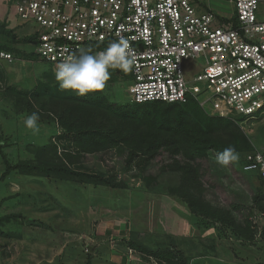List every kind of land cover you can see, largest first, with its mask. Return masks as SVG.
<instances>
[{
	"label": "rangeland",
	"instance_id": "374dc122",
	"mask_svg": "<svg viewBox=\"0 0 264 264\" xmlns=\"http://www.w3.org/2000/svg\"><path fill=\"white\" fill-rule=\"evenodd\" d=\"M201 1L214 9L220 8L221 11L228 10L231 12L233 10V5L229 0ZM13 3V0H0V22L6 17L11 22V26L15 27L19 23V18ZM259 17L264 19V4L261 6ZM15 29L19 35L31 31L24 25ZM22 47L28 51L32 50L29 45H22ZM0 65L4 71L2 77H5L2 79L0 76V175L6 167L3 155H6L11 162L33 159L35 161L37 157L40 166H44L46 161L49 164L57 163L58 165L64 163L88 174L102 175L114 186L122 185L127 188V190H120L119 187H101L102 185L97 184L84 186L74 183L55 185L58 181L53 180L58 178H50L56 190L51 191L48 195H57L56 197L59 195L61 198H63L61 195H67L73 201L91 199L79 213H68L66 218L58 204H54V199L50 206H47L49 205L47 202L44 206L39 207L42 211L44 209V211H48L45 214L29 211L28 206L22 207V212L31 218L35 214L43 220L46 218V221H57V223L51 221L52 225H59L58 227L61 228L56 230L51 228V232L45 230L50 232L46 235L39 227L35 229V232H32L33 227L28 225V221L32 222L34 219L28 220V217H23L22 213H19V209L16 210L20 205L18 204L20 193L9 200L6 198L7 201L3 200L0 203V220L4 215L12 213L14 209L16 211L12 215H16V217L20 215V217L15 218L12 224L5 223L0 227V261H4L13 255L11 264H32L28 263L27 259L33 260V258L36 264H41L43 259L52 260V256L59 255L61 264H86L88 261L90 263L91 260L96 263L98 257L103 255L102 249H114L119 253L120 251L117 249H120L121 254L122 251L128 250L125 247V242L121 240L123 234H127L126 237H133L135 242L141 246L145 245L144 248L147 247L152 251L171 249L167 247L171 244L167 241V237L161 232H156L155 229L160 224L166 225L167 219L168 222L174 224L176 215L184 219V224L191 223L193 219L188 207L179 205L178 195L170 192L172 188L181 187L186 188L191 193L198 189L193 185H185L186 182L182 181L183 171L173 169L177 163L185 164V157L182 155L170 156L165 149L158 150L150 157V154L143 151L136 141L122 140V131L126 129V126L120 124L113 116L111 117L106 113L102 115L104 112L101 113V109L93 106L84 111L80 105L78 107L77 102L79 103V101L76 94L72 95L71 93L72 100H66L62 98V95L60 96V92L54 91L51 97L44 96L38 100L31 99L28 107H26L25 102L21 103V100L17 99L16 96H7L5 87L18 86L31 92L38 83L47 85L46 82H49L47 86L52 85V88H56L57 81L53 71L55 68L40 60L15 57L12 61H1ZM112 77L110 76L105 89L96 92L102 93L107 102L111 104L131 103L128 90L129 82H131L129 73L122 72L119 74V79L115 81L112 80ZM66 91L74 92L73 90ZM171 104L173 103L157 102L146 113H143L144 115L140 116L142 120H138L134 127L141 125L146 129L156 128L163 125V119L166 118L169 129L173 132V128L179 124L181 119L183 121L199 120L196 118L195 110L183 104ZM200 109L207 116V121L210 119L216 122L214 131L210 133L212 137L221 140L228 147L235 148L237 146V150H239L248 144L251 147L264 146V115L247 119L234 113L222 116ZM33 112H38L40 115L39 131L35 133L27 128L24 123L27 116ZM66 115L69 118L72 116L71 121H74L76 127L85 126L89 129L95 128L99 123H104L106 126L111 124L109 126L114 127L116 132L115 142L93 152L82 151L74 138L58 137L63 132L61 119ZM50 141L57 146L56 153L46 151L44 154L41 152L35 154V149L39 145ZM200 162L203 172L202 183L207 189L201 199L204 204L213 207L211 210L215 208L214 211H216L218 207H224L226 212H222L220 215L222 217L223 213H230L228 217L223 216L227 217L228 222L225 223L224 227L221 225L222 223L213 221V219L200 218L201 221L204 219L208 221H203L202 226L195 223L197 228L194 237L176 239L175 244L179 249L186 252L192 261L190 264H201L199 262L193 263V261H199L202 257L206 258L202 264H264V253H258V250H255V248L264 249V217H261L264 215V201L260 195L261 191L264 194V180L244 173L239 169V161L228 166H221L216 163L214 157L210 156L200 160ZM55 166L54 164L52 167ZM167 166L168 168H166ZM13 178L14 176L9 179ZM87 178L93 179L90 176ZM20 181L26 189L25 192L20 191L25 193L21 200L26 203L28 197L33 198L30 195L33 190L29 188L32 184H30V180H25V178H20ZM97 188L100 191L98 193L100 198L92 197L96 194L93 191H96ZM75 190L77 191L75 192ZM108 190L112 191L114 196L118 195L119 198L105 196L107 194L105 192ZM102 191L104 192L102 193ZM119 193L125 197H120ZM12 194L11 183L9 184L7 180L0 181V197ZM104 197L105 200H103ZM106 198H110L109 201L111 202L118 201L113 204L114 206L112 205L113 207L106 206L104 202ZM235 204H239L240 209L234 208L233 205ZM144 205H154L152 210L154 216L144 217V214H151V212H147L149 207L145 208ZM140 208L143 209L142 212L139 211ZM62 218L66 219L68 224L73 225L75 223L77 226H73L72 229H69L70 231L64 230L66 224L63 226L58 224L62 222ZM124 219L128 229L119 233L116 230L119 226L118 224L115 225V221ZM139 219H144L149 228L142 229ZM24 224L27 226L23 227ZM13 233L25 239L15 240L11 238ZM43 238L46 240H42ZM69 244H76L77 249H70ZM132 250L131 256L137 260L131 257V264H153L155 262L154 256H149L143 251ZM43 252L49 256L41 258ZM111 253L116 254L114 251ZM89 255H92L93 259L90 260L89 257L91 256ZM5 262L10 264L9 261Z\"/></svg>",
	"mask_w": 264,
	"mask_h": 264
},
{
	"label": "built area",
	"instance_id": "2783aa9c",
	"mask_svg": "<svg viewBox=\"0 0 264 264\" xmlns=\"http://www.w3.org/2000/svg\"><path fill=\"white\" fill-rule=\"evenodd\" d=\"M13 2L19 18L14 28L31 30L24 34L35 38L31 51L53 68L71 53L101 51L124 37L136 57L128 72L131 102L193 99L222 116L264 115V0H229L233 10L227 15L197 0ZM13 59L0 50V60ZM240 168L264 179V146L245 153Z\"/></svg>",
	"mask_w": 264,
	"mask_h": 264
},
{
	"label": "trees",
	"instance_id": "16d2710c",
	"mask_svg": "<svg viewBox=\"0 0 264 264\" xmlns=\"http://www.w3.org/2000/svg\"><path fill=\"white\" fill-rule=\"evenodd\" d=\"M34 39V36L31 35H19L16 32L15 28L9 27V23L7 20L0 22V50L12 53L15 58L39 61V57L34 53V51H28L26 49H23L22 47V45L26 46L29 43L34 42ZM3 72L4 71L0 65L1 77L3 76ZM121 73L122 71L118 69L111 70V77L113 76L112 80L115 81L119 79V74ZM4 78L5 77H2V79ZM46 84L48 85L49 82H46ZM47 85L38 83L34 90H32L31 92L23 90L18 86H7L5 87V91L7 96L14 95L17 97V99L21 100V103L25 102L24 104L26 105V107H28L31 99L38 100L42 99L44 96L51 97L54 91L60 92V96L62 95V98L66 100L71 99V93L72 95L76 94L75 92L61 90L59 88L58 82H56V88H52V85ZM76 96L79 101V103L77 102V105L78 107L80 105V108L83 111L86 109H90V107L93 106L97 109H101V113L104 112L102 113V115L105 113L111 115V117L113 116L115 119H117L120 124L125 125L126 129L122 131V140H132L133 142L136 141L140 145V147H142L143 151L148 152L150 154V157L161 149H165L170 154V156H184L186 159L185 164L180 165L179 163H177L176 165H174L173 169L183 171L182 181L184 183L186 182L185 185H193L194 187L196 186L198 189L195 188L197 191L195 190L193 191V193H191L186 188L181 187L172 188L170 189V192L181 197V199L187 204V206L197 215L203 218L211 220L213 219V221L222 223L223 226L225 225V223L228 222L227 217L230 215V213H223V216L226 215L227 217H221L220 215L222 214V212H226L224 207H218L216 211H214L215 208L211 210L213 207L204 204L201 199V197H203L204 191L207 189H205L204 183H202L203 172L200 160L210 156L216 159L217 155L223 152L225 148H228V146L222 143L221 140L212 137L210 133L214 131V126L216 122H214V120L211 121L210 119L209 121H207L208 118L200 109L201 107L199 106L197 101L190 99L186 103L171 104H183L184 106L195 110L197 113L196 118L199 119L195 120L196 122L193 120L183 121L181 119L179 124L173 128L174 131L171 132L169 129V125L167 124V120H165L166 118L163 119L164 124L161 126H159V124V127L156 128L146 129L139 124H137L139 125L138 127H134L136 122L138 123V120H142L140 116L144 115L143 113H146L149 109L153 107L154 104H157V102H127L126 104H111L107 102V99L102 95V93L96 91L95 93H88L84 96H79L78 94H76ZM71 117L72 116H70L69 118L66 115V117H63L61 119L63 132L58 135L59 138H64L65 136H68L69 138H74L78 142L79 148L85 152H93L95 150L105 148L106 145L115 142L116 132L114 127L109 126L111 124H108V126H106L104 123H99V125L95 128L88 129L85 126L81 128L80 126H74L75 123L74 121H71ZM253 148L254 147H251V145L248 144L243 149L241 148L242 150H237L238 147L235 146V149L240 154L239 169L243 170L240 167L244 154L251 151ZM46 151L56 153L57 146L53 144L52 141H50L49 143L39 145L38 148L35 149V154L37 152H41L42 154H44V152ZM3 159L6 167L0 175V180H4L11 172L16 171L25 175L58 178L61 180L79 181L81 183L97 184L119 188L126 187L122 185L114 186L109 183L108 180H106V178H104V176L102 175L88 174L87 172L74 169L71 165H67L64 163L58 165L57 163L49 164L48 161H46L44 162V166H40V164H38L39 162L37 157L35 161L33 159L11 162L6 157V155H3ZM54 164L57 167H52ZM166 168H168V166ZM246 174H249L262 181L264 180L260 178L256 173ZM87 176H90L93 179H88ZM260 195L264 201V194L262 191L260 192ZM239 206V204L233 205V207L236 209H240ZM131 244L136 246L133 242ZM137 248L140 250V252L143 251L149 256H154V258L160 264H189L188 256L182 250L180 251L176 249H163L151 251L140 246H137ZM86 264H90L89 261Z\"/></svg>",
	"mask_w": 264,
	"mask_h": 264
},
{
	"label": "crops",
	"instance_id": "0c3cea01",
	"mask_svg": "<svg viewBox=\"0 0 264 264\" xmlns=\"http://www.w3.org/2000/svg\"><path fill=\"white\" fill-rule=\"evenodd\" d=\"M199 3H201L202 5H203V7L204 8H208V9H211V10H213V11H215V12H217V13H220V14H224V15H227V14H230L231 12L229 11L228 12V10H225V11H221L220 10V8H217V9H214L213 7H211V6H209V5H206L204 2H202L201 0H197ZM4 20H7L8 21V23H9V27L10 28H14V26H11V22L8 20V18L6 19V17L2 20V21H4ZM1 21V22H2ZM16 30V29H15ZM1 61H3V60H0V64H1ZM13 172H15V173H13ZM13 172H11L5 179H4V181H8V183L10 184L11 183V186H12V191H13V194L12 195H10V196H3V197H0V203L1 202H3V200L4 201H7V200H9L11 197H14V196H16V195H18L19 193H20V195L18 196V198H20L19 199V201H18V204H20L19 205V207L18 208H16V210H20L19 211V213H22V216L23 217H28V220H30V219H34L32 222H29L28 221V225H31L32 227H33V229H32V232H35V229H38V227L40 228V230H43L44 231V235H46V233H50L51 232V228L52 229H59V228H61V227H58V226H56V225H52V223H51V221L52 220H47L46 221V218H44V220L39 216V215H33V218H31V217H29V216H27V215H25L23 212H22V207H27L28 206V208H29V211L30 210H32L33 212H36V213H41V214H45L46 212H48V211H42V210H40L41 208H39L40 206H44V204H46L47 202H49V205H47V206H50V204L52 203L51 201L54 199V201H55V203L54 204H58V206H59V209L62 211V213L63 214H65L64 215V217L66 218V215L68 214V213H79V211L82 209V208H84L85 206H87L88 205V203H89V199H91V198H88V199H85V200H82V201H80V200H77V201H73V200H71V199H69V196H65V195H61L63 198H61V197H59V195H58V197H56L57 195H48L51 191L53 192L54 190H56V188H55V186H53V181H58V182H56V184L55 185H61L62 183H63V185L64 184H66V183H74V184H78V185H91V184H87V183H80V182H73V181H70V180H61V179H55V180H53V181H50V178H48V177H43V176H36V175H25V174H21V173H19V172H16V171H13ZM18 173V174H17ZM2 174V173H1ZM17 175H19V176H17ZM14 176V178L13 179H9V178H11V177H13ZM17 176V177H16ZM20 178H25V180H30L31 181V183L30 184H32V186L31 187H29L30 189H32L33 191L31 192V194L30 195H32L33 196V198L31 199V198H29L28 197V201H26V203H23L22 202V200H21V198H22V196H24V194L23 193H21V192H25V187L24 186H22V182L20 181ZM0 181H2V180H0ZM30 184H28V185H30ZM93 186V185H92ZM74 187H76L75 185H74ZM97 187H99V186H97ZM101 187H108V186H104V185H102ZM77 188V187H76ZM76 188H74V189H76ZM100 188V187H99ZM104 189V188H103ZM103 189H100V190H103ZM124 189H126L127 190V188H120V190H124ZM21 191V192H20ZM77 190H75V192H76ZM94 193H96V194H94V196H92V197H94L95 198V196L97 197V198H100V196L98 195V193L100 192V191H98V188L96 189V191H93ZM104 191H102V193H103ZM105 193H107L105 196H111L110 198H114V197H117V199L119 198V196L117 195V196H114V194H113V192L112 191H106ZM119 195H120V197H122V196H124L122 193H119ZM53 197V198H52ZM76 197H78V196H76ZM125 197V196H124ZM178 198H177V200L179 201L178 203H179V205H182L183 207H185V206H187V204L181 199V197H179V196H177ZM6 198H7V200H6ZM102 198V197H101ZM110 198H106V201H104L105 202V204H106V206H108V205H110V206H112L113 204H115V203H117V201H115V202H111V201H109L110 200ZM103 200H105V197H104V199ZM110 203V204H109ZM114 206V205H113ZM112 206V207H113ZM25 207V208H26ZM122 207H124V206H122ZM144 207L145 208H147V207H149L148 208V210L149 211H147V212H151V214H149V215H146V214H144V217L145 216H147V217H151V216H154V215H152L153 213H152V210L154 209V205H151V206H145L144 205ZM143 207V208H144ZM188 207V206H187ZM47 208V207H46ZM188 209H189V211H190V213L192 214V216H193V219L191 220V223H189V221H188V223L189 224H184L183 223V221H184V219L183 218H179V215H176L175 214V211H173L174 212V215H176V217H175V219H176V221L174 222V224H173V222L172 223H170V222H168L167 220H166V225L163 223V224H160L156 229H155V231L156 232H161L162 234H164L167 238V241H169L171 244H169V246H167L168 248H171V249H177V250H180L181 251V249H179L178 247H177V244H175V240L176 239H182L183 237H189V238H192V237H194V233H195V231H196V224L195 223H197L198 225H200V226H202L201 224L203 223V221H207V220H199L200 218H202L203 219V217H201V216H199V215H197L195 212H193L189 207H188ZM15 209L13 210V212L11 213H9V215H4L3 217H1V219L2 220H0V227H2V225L3 224H12L13 223V220L15 219V218H17V217H20V215H18L17 217H16V215H12V214H15V212L14 211H16ZM139 211L140 212H142L143 211V209L141 210V208L139 209ZM144 212H146V211H144ZM130 216V215H129ZM124 217H126L125 215H124ZM195 217V218H194ZM3 221V222H2ZM61 221L62 222H60V223H58V224H60V225H62L63 226V224H66V225H64V226H66V229H64V230H66V231H70L69 229H72L73 228V226H77L75 223V225L73 224H71V223H69L68 224V221L66 220V219H64V218H62L61 219ZM67 221V222H66ZM105 221V220H104ZM53 222V221H52ZM116 222V224L115 225H117L118 224V226H119V228H117L116 230L120 233L121 231H126L127 229H128V225H126V223H125V219L124 220H121V221H115ZM117 222H119V223H117ZM139 222H140V225L142 226L141 228L143 229V228H145V229H148L149 227V225H146V223H145V220L144 219H139ZM185 222V221H184ZM199 222V223H198ZM53 223H57V221H54ZM109 224L111 223V222H108ZM221 224V223H220ZM123 225H125V226H123ZM222 225V224H221ZM27 225L26 224H24L23 225V227H26ZM71 226V227H70ZM223 226V225H222ZM125 227V228H124ZM63 228V227H62ZM65 228V227H64ZM75 228V227H74ZM2 230V229H1ZM45 230H50V232H48V231H45ZM139 230V229H138ZM204 231V230H203ZM142 233V232H141ZM22 234V233H21ZM143 235H144V233H142ZM124 236H122L121 237V240L123 241V242H125L124 244H125V247H127L126 249H128V250H124V251H122V254H121V250L119 249H117V251H120V253L119 252H116L114 249H110V250H105V249H102V252H103V257L102 256H100V257H98V260H97V264H131L132 263V258L133 259H135V257L133 256H131V253H130V249L132 250V249H134V250H139L138 248H137V246H140V247H145V245H143V246H141L139 243H137V242H135V240L133 239V237H130L129 236V234H128V236L129 237H126L127 236V234H123ZM126 235V236H125ZM23 236H24V234H23ZM11 238H13V239H15V240H24L25 238L24 237H22V236H18V235H16L15 233H13L12 235H11ZM22 238H24V239H22ZM36 239V238H35ZM42 240H46V238H43ZM134 243L136 246H134V245H132L131 243ZM236 244H238V243H236ZM70 245V244H69ZM70 247V249L72 248V249H77V245L75 244V245H70L69 246ZM146 249L147 250H149L147 247H146ZM89 250H90V248H89ZM151 250V249H150ZM157 250H159V249H156L155 251H157ZM160 250H162V249H160ZM255 250H258V253L260 252H263L264 253V249H258V248H255ZM90 251H92V249L90 250ZM111 251H114L116 254L114 255V253H111ZM140 251V250H139ZM152 251V250H151ZM184 252V251H183ZM185 254H186V252H184ZM187 255V254H186ZM13 256V255H12ZM12 256L10 257V258H7V259H5L4 261H0V264H6V262L5 261H9L10 262V264L12 263V260L11 259H13L12 258ZM45 256H49V255H47V254H45V252H43V254H42V256H41V258H45ZM89 256H91L90 257V260L91 259H93V257H92V255H89ZM188 256V255H187ZM59 257V255H57V256H55V257H53L52 256V260H47V259H43L42 261H41V264H61V260L58 258ZM116 257L118 258L117 260H116ZM132 257V258H131ZM196 259H198V258H196ZM60 260V261H59ZM135 260H137V259H135ZM204 260H206V258H201L199 261H193V263H195V262H199V263H204L203 261ZM27 262L28 263H32V264H36V262H35V259L33 258V260H29V259H27ZM192 261L188 258V263L190 264ZM95 263V261H93V260H91V262H90V264H96ZM64 264H66V263H64Z\"/></svg>",
	"mask_w": 264,
	"mask_h": 264
},
{
	"label": "clouds",
	"instance_id": "9594fccd",
	"mask_svg": "<svg viewBox=\"0 0 264 264\" xmlns=\"http://www.w3.org/2000/svg\"><path fill=\"white\" fill-rule=\"evenodd\" d=\"M135 59L129 39L121 37L109 42L101 51L81 49L79 54L67 55L54 69L55 80L61 90H73L79 96H84L105 89L111 70L119 69L125 73L131 71ZM39 121V113L33 112L27 116L24 123L35 133L39 131ZM239 159L240 154L230 146L217 155L216 163L228 166Z\"/></svg>",
	"mask_w": 264,
	"mask_h": 264
}]
</instances>
